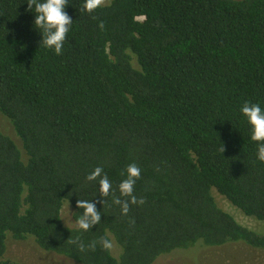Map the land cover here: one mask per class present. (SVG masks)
Returning <instances> with one entry per match:
<instances>
[{
  "label": "trees",
  "instance_id": "obj_1",
  "mask_svg": "<svg viewBox=\"0 0 264 264\" xmlns=\"http://www.w3.org/2000/svg\"><path fill=\"white\" fill-rule=\"evenodd\" d=\"M82 4L67 0L73 22L58 56L40 47L27 0H0V116L17 137L0 131V264H20L6 257L9 238L78 264H154L231 243L264 250V234L214 196L264 222V163L240 113L246 101L264 107V0ZM132 163L144 203L122 214L112 198ZM96 167L112 182L107 198L86 179ZM78 200L101 212L87 232L62 219L65 204L74 220L83 212ZM100 237L112 248H87Z\"/></svg>",
  "mask_w": 264,
  "mask_h": 264
},
{
  "label": "clouds",
  "instance_id": "obj_2",
  "mask_svg": "<svg viewBox=\"0 0 264 264\" xmlns=\"http://www.w3.org/2000/svg\"><path fill=\"white\" fill-rule=\"evenodd\" d=\"M103 0H83L82 10L92 13L101 7ZM27 11L34 13L35 29L41 34L40 47L54 51L56 55H62L63 46L72 26V18L66 12L67 0H27ZM101 28L103 24L99 25ZM240 113L249 125L250 139L257 143L256 159L264 163V107L260 103L246 101L240 108ZM224 151V149H222ZM141 174L140 168L135 164H129L123 175L125 176L118 185L120 196H113L112 204L120 207L122 214H127L130 204H143V199L137 200L134 195L136 180ZM89 182H97L98 191L104 198L113 192L111 180L104 173L102 167H96L88 174ZM127 199H121V198ZM77 208L83 212L76 218V227L81 232H87L101 222V212L98 211L90 200H78ZM71 243L77 245L80 252H85L86 246L78 240ZM99 244L103 249L112 248V241L107 237H100L93 241L87 248L95 249Z\"/></svg>",
  "mask_w": 264,
  "mask_h": 264
},
{
  "label": "rangeland",
  "instance_id": "obj_3",
  "mask_svg": "<svg viewBox=\"0 0 264 264\" xmlns=\"http://www.w3.org/2000/svg\"><path fill=\"white\" fill-rule=\"evenodd\" d=\"M108 2L110 0H103L102 4L106 5ZM0 131L17 141L12 124L2 116ZM214 196L219 206L234 216L241 225L264 234V222L245 216L216 191ZM73 215L72 206L65 204L62 219L67 227H76ZM114 250L116 251L115 247ZM6 257L20 264H78L64 256L42 250L33 238L22 241L9 238ZM154 264H264V250L254 249L242 243H231L221 247H197L161 256Z\"/></svg>",
  "mask_w": 264,
  "mask_h": 264
}]
</instances>
